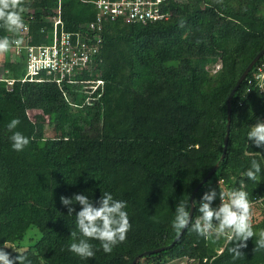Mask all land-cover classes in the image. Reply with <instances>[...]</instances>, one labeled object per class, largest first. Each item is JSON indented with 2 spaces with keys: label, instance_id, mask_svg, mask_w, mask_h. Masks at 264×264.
Instances as JSON below:
<instances>
[{
  "label": "trees",
  "instance_id": "1",
  "mask_svg": "<svg viewBox=\"0 0 264 264\" xmlns=\"http://www.w3.org/2000/svg\"><path fill=\"white\" fill-rule=\"evenodd\" d=\"M169 4L167 19L146 24L105 21L97 65L84 72L89 82L21 81L23 65L3 60L0 243L15 245L33 264H130L136 255L168 244L177 234L171 226L175 203L190 199L219 159L228 93L264 49V0ZM20 6L23 19L33 11V41H46L39 29L49 24L45 18L56 0H20ZM61 9L67 30L95 14L83 0H62ZM12 35L0 26V37ZM218 62L219 68L210 73ZM7 78L14 79L11 85ZM245 83L243 79L231 98L224 158L194 194L193 219L209 188L224 194L243 189L251 205H264V179L256 183L244 176L252 159L264 168V149L246 138L248 128L264 118V101L254 90L245 93ZM29 109L39 112L30 118ZM14 117L20 120L17 130L30 139L19 152L11 148L6 127ZM88 189L94 202L103 191L127 201L131 227L110 253L92 241L95 257L82 260L68 251L75 218L67 215L60 197ZM223 200L217 197L213 204ZM30 229L38 236L22 247ZM253 229H264V214ZM255 240L249 238L243 254L233 259L223 238L206 239L189 227L172 247L135 264H163L176 257L196 264H264V249L255 250ZM6 250L11 257L18 255Z\"/></svg>",
  "mask_w": 264,
  "mask_h": 264
},
{
  "label": "clouds",
  "instance_id": "2",
  "mask_svg": "<svg viewBox=\"0 0 264 264\" xmlns=\"http://www.w3.org/2000/svg\"><path fill=\"white\" fill-rule=\"evenodd\" d=\"M0 26L10 33H18L24 27L20 0H0ZM17 43H19L17 41ZM11 41L7 36L0 37V52L9 50ZM19 118H12L6 125L9 131L11 148L17 152L23 151L30 143L28 136L17 130ZM248 142L264 149V120L257 119L246 133ZM244 176L253 182L264 179V168L257 159L250 161V166L244 171ZM76 192L71 196L61 195L60 202L67 208V215L74 216L76 231L70 232L72 242L68 251L74 253L82 260L95 257L96 249L92 241H99L105 253H110L113 248L126 239V234L131 227L127 212V201L114 198L110 191H103L98 201L94 202L89 193ZM224 193L216 188H209L199 200V215H190L189 199L181 197L174 205L172 228L177 232L191 228L199 236L211 240L223 238L228 252L233 259L239 258L242 248L247 246L249 238L256 237L255 250L264 249V229L254 231L251 216L249 193L243 189H233L227 193V202L213 204ZM79 205L78 211L75 205ZM197 209V206H196ZM14 249L18 255L11 257L7 248ZM33 264L26 252L19 251L14 245L0 243V264Z\"/></svg>",
  "mask_w": 264,
  "mask_h": 264
},
{
  "label": "built area",
  "instance_id": "3",
  "mask_svg": "<svg viewBox=\"0 0 264 264\" xmlns=\"http://www.w3.org/2000/svg\"><path fill=\"white\" fill-rule=\"evenodd\" d=\"M61 1L56 0L53 13L45 18L49 24L39 29L46 41H33L29 25L34 18L32 9L28 10V15L23 19L24 27L12 35L7 60L23 65L21 81H91L85 79L84 72L93 70L97 65V52L102 41L101 32L105 21L146 24L167 19L171 15L169 3L181 0H83L90 3L95 14L92 20L79 24L75 30L65 28L61 18ZM0 54L2 60H6L2 52ZM219 65V62L216 63V69ZM248 73L244 78V92L254 90L264 101V54L252 65ZM76 76H79V79H74ZM5 80L8 85L14 81L13 78ZM97 81L99 82L96 80V83ZM218 183L222 187V181L218 180Z\"/></svg>",
  "mask_w": 264,
  "mask_h": 264
},
{
  "label": "water",
  "instance_id": "4",
  "mask_svg": "<svg viewBox=\"0 0 264 264\" xmlns=\"http://www.w3.org/2000/svg\"><path fill=\"white\" fill-rule=\"evenodd\" d=\"M264 54V49L259 50L254 56L253 58L248 62V64L245 66V68L242 70V72L240 73V75L238 76L235 84L233 85V87L231 88V90L228 93V96L226 98V123H225V133L223 136V140H222V151L221 154L219 156V159L217 160V162L214 163V165L210 168V170L203 176V178L198 182V184L194 187V189L191 192L190 195V215H192L193 213V209H194V203H193V199H194V194L195 192L199 189V187L208 179V177L217 169L218 164L220 161L223 160L224 155H225V151H226V145H227V140H228V134H229V124H230V113H231V98L234 95V93L237 91L240 83L243 81V79L245 78V76L247 75V73L249 72V70L251 69L252 65ZM184 230H182L181 232L177 233L172 240L163 246L151 249V250H146L138 255H136L130 264H135L136 261L143 256L149 255V254H153L156 253L158 251H162V250H166L169 249L170 247H172L175 242L180 238L181 234L183 233Z\"/></svg>",
  "mask_w": 264,
  "mask_h": 264
},
{
  "label": "rangeland",
  "instance_id": "5",
  "mask_svg": "<svg viewBox=\"0 0 264 264\" xmlns=\"http://www.w3.org/2000/svg\"><path fill=\"white\" fill-rule=\"evenodd\" d=\"M0 56H1V54H0ZM2 56H3V58H5L7 60L8 51L2 52ZM3 63H4V61L2 60V57H1V59H0V74L3 73L1 70ZM214 69H216L215 66H214V68L211 67L209 69L210 73H213ZM37 112H39V110H34V109L33 110H30V109L27 110L28 116L30 118H33V115ZM195 126L198 127L199 123L195 124ZM222 198H224L223 201L226 202L228 199L227 194H224ZM263 214H264V205L262 203L260 204L259 202H257V203H253L251 205V216H252L251 222L254 226L256 224H258L260 222V220H262ZM37 236H38V234L36 233V231L34 229L28 230L27 233L25 234L24 239L21 241L22 247H26L29 244L33 243L36 240ZM163 264H196V263L194 261H189V259H187L186 257H180V258L176 257V258L165 261V263H163Z\"/></svg>",
  "mask_w": 264,
  "mask_h": 264
}]
</instances>
